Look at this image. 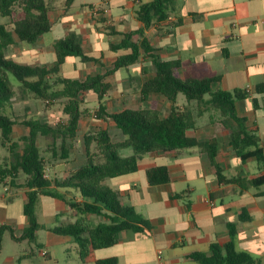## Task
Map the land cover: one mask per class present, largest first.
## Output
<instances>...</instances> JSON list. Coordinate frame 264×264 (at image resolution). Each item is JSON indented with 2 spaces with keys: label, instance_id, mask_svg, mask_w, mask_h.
Segmentation results:
<instances>
[{
  "label": "crops",
  "instance_id": "1",
  "mask_svg": "<svg viewBox=\"0 0 264 264\" xmlns=\"http://www.w3.org/2000/svg\"><path fill=\"white\" fill-rule=\"evenodd\" d=\"M78 1L67 9L66 0H47L51 30L34 45L21 42L15 36V45L10 47L14 50L9 58L25 65L52 67L55 63L54 44L69 33H76L84 52L97 62L85 63L79 57L71 58L61 67L59 76L86 80L112 70L120 57L130 53L127 49L113 50L112 46L121 44L124 34L144 29L145 37L162 60L181 62L183 79L218 77L217 88L245 92L247 97L238 101L237 111L239 116L247 119L249 130L256 131L264 149V92L258 91L264 85V0H174L169 18L147 29L138 20L136 12L140 4L152 0ZM93 7H100L107 13L94 16L91 12ZM67 67L73 68L75 73ZM154 77L152 62L144 58L112 73L106 80L111 85L106 97L108 111L114 114L125 109L140 110L154 100L169 107V102L161 95L143 97V85ZM17 89L7 106L9 112L19 118L14 141L29 133L24 126L25 120L39 119L51 125L57 124L51 121L49 113L43 111L42 117H32L31 114L42 106L33 103L32 100L36 99L22 86H17ZM82 99L84 104L97 100L94 93H86ZM85 107L82 109H87V105ZM159 109L164 115L170 110ZM188 109L192 112L191 108ZM62 116L66 121L63 111ZM236 129L238 124L233 119H222L211 112L198 117L196 128L188 131L187 135L201 144L216 138L219 142L217 163L222 174L227 179L243 180L242 186L220 183L216 166L200 147L150 153L140 162L137 172L110 179L109 185L121 192L123 203L148 220L153 231H124L117 245L103 249L105 251L93 250L85 264H96L110 258H117V264H199L189 256L198 252L209 254L212 244L224 246L231 238L230 224L237 230L236 249L249 253L264 264V185L251 187L247 184L264 176V167L257 161L243 163L237 156L229 142L230 132ZM99 130H108L115 142L125 140L113 121L85 117L67 152L59 148V152L45 155L48 159L52 155L47 171L49 177L70 178L85 162V135ZM38 142L49 146L53 140L40 137ZM58 145L61 146V142ZM62 154L67 157L65 160H62ZM155 166L168 167V184L149 185L146 170ZM24 183L22 175L14 181L7 179L2 183L4 189L0 195V226L15 227L17 236H21L29 225L24 213L27 203ZM179 194L181 197L177 198ZM77 200L81 198L77 196ZM40 203L43 217L50 223L41 225L37 232L38 245L40 251L47 250L46 258L51 260L54 244L65 242L68 237L53 233L52 228L66 221L74 222L76 216L66 203L52 197L41 196L38 205ZM63 209L68 211L72 220L66 217ZM37 218L39 221L38 214ZM30 250L24 255L9 257L4 264H23L34 255L32 247ZM159 251H162L161 260Z\"/></svg>",
  "mask_w": 264,
  "mask_h": 264
},
{
  "label": "trees",
  "instance_id": "2",
  "mask_svg": "<svg viewBox=\"0 0 264 264\" xmlns=\"http://www.w3.org/2000/svg\"><path fill=\"white\" fill-rule=\"evenodd\" d=\"M76 0H66L69 9ZM174 9V0H152L140 4L136 16L150 28L156 22L169 18ZM50 8L47 0H0V15L9 18V22L0 25V141L9 150V156L0 158V182L7 179L14 181L18 175L25 177L27 203L24 213L29 225L21 236L13 226H0V253L3 249V237L9 232L13 241H29L39 247L37 232L41 224L37 218V206L41 196L52 197L66 203L74 212L76 221L62 223L52 228V232L74 237L78 243L79 259L86 263L93 250L106 249L120 242L121 233H151L153 225L140 216L136 210L123 203L119 190L111 187L110 179L135 173L140 162L150 153H166L181 149L200 147L208 154L217 168L220 183L238 184L243 180L227 179L217 163L219 142L216 138L199 143L188 137L187 132L196 128V119L206 113L215 112L222 119H233L238 129L231 131L229 142L243 163L257 161L264 167V149L261 147L255 130H249L247 119L239 116L238 101L247 94L240 90L233 92L217 88L220 78H186L180 75V61H165L156 54L151 41L145 37V30L124 34L123 41L113 50H130L128 55L120 57L113 69L106 74L88 77L86 80L60 77L61 67L71 58H81L85 63L97 62L86 54L80 37L69 33L54 44L55 63L52 67L30 66L19 63L7 56V51L15 45V36L24 43L34 45L38 39L52 28L49 17ZM142 58L152 62L155 77L142 87L144 98L152 94L161 95L169 102L170 110L164 115L159 108V101H152L148 107L140 110L125 109L119 113L108 111L106 97L111 85L107 77L118 69L132 66ZM14 76L21 86L47 106L61 101L66 121L51 125L39 119L25 120L24 126L29 133L13 141L18 119L7 106L15 97V88L10 77ZM264 92V85L258 88ZM94 93L98 107L91 112L82 109V96ZM183 94L191 108L178 104L179 95ZM255 101V106H257ZM198 117H197V116ZM93 117L97 121H113L123 133L125 140L115 142L108 130L92 131L84 137L85 162L68 179L45 175L52 163L44 153H56L60 148L67 152L71 143L78 136L81 120ZM40 137H51L53 143L43 150L39 145ZM21 142V144H20ZM61 142V146L58 143ZM68 142L69 147L66 145ZM132 148L134 155L121 157L120 149ZM67 150V151H66ZM62 160L67 157L61 155ZM52 158V157H51ZM146 178L151 186L165 185L170 182L167 166H155L146 170ZM251 187L264 185V176L247 182ZM69 194V196H68ZM77 196L81 198L77 200ZM181 194L177 195L180 198ZM90 217L101 219L93 226ZM230 240L224 246L212 244L210 253H193L189 259L199 264H262L249 253L236 249V226L230 224ZM117 258L99 260L96 264H117Z\"/></svg>",
  "mask_w": 264,
  "mask_h": 264
},
{
  "label": "rangeland",
  "instance_id": "3",
  "mask_svg": "<svg viewBox=\"0 0 264 264\" xmlns=\"http://www.w3.org/2000/svg\"><path fill=\"white\" fill-rule=\"evenodd\" d=\"M99 0H79L78 2H84V3H94L97 2ZM9 22V18H4L0 15V25H4L7 24ZM14 50L12 49H8L7 51V56L8 57H12L10 55L11 51ZM68 70H70L71 73H75L73 68L67 67ZM67 77V75L65 76ZM121 77V73L118 75V78ZM11 82L13 83L15 90L18 91L17 86H21V83L18 82V80L11 75L10 77ZM24 90V89H23ZM26 91V90H25ZM32 102L37 103L39 105H41V108H38L39 111L35 112L33 114H31L32 117H42V111L44 113H49L50 115V119L51 121H54L55 123L60 122L63 120V116H62V109H63V103L61 101H59L58 103H55L54 105H51L50 107L47 106L46 103L40 101V100H32ZM178 104L180 106H186L187 108H197L196 104H189L186 100V98L184 97L183 94L179 95V100H178ZM87 105V109L89 110H94L98 107V101L94 100L89 102L88 104H82V108H86L85 106ZM40 107V106H39ZM161 108H169L167 106H161ZM14 137H13V141H14ZM17 142H19V140H17ZM21 144V142H20ZM47 144L45 143H40V147L45 150L46 149ZM59 148L57 149V152H59ZM119 155L121 157H130L132 155H134V151L132 148H123L120 149L118 151ZM44 155H48L46 153H44ZM9 156V150L5 147L2 146L1 141H0V158L3 161L5 158H7ZM50 156L52 157V155L50 154ZM50 157V158H51ZM52 160V158H51ZM3 186L2 183L0 182V195L3 193ZM37 214L39 217V222L41 223V225L45 226V225H49L50 222H48L46 220V218L43 217V208H42V204L40 203L37 207ZM65 211V209H63ZM65 215L66 217H68L69 219L72 220V217H70L68 215V211H65ZM90 220L92 221L93 226H96L98 224H100L101 219L97 218V217H90ZM68 221H66L65 223H67ZM37 243H39L37 241ZM31 244V245H30ZM33 249L34 251V255L28 259L27 261H23V264H85L82 263L79 259V254L77 251L78 248V243L77 241L74 239V237H67L65 242L62 243H55L54 246L52 247V258L51 260H49L46 257H42L41 255H39V247L36 246V244L30 243L29 241H22V242H15L12 240L11 235L9 232H6L4 234L3 237V250L0 253V264H4L5 262H7L8 258L11 256H15V255H24L27 252L31 251L30 249ZM103 250V249H102ZM105 251V250H103ZM48 257V256H47Z\"/></svg>",
  "mask_w": 264,
  "mask_h": 264
},
{
  "label": "built area",
  "instance_id": "4",
  "mask_svg": "<svg viewBox=\"0 0 264 264\" xmlns=\"http://www.w3.org/2000/svg\"><path fill=\"white\" fill-rule=\"evenodd\" d=\"M91 12H92V14L94 15V16H101L103 13H107V11L106 10H103L102 8H100V7H93V8H91ZM247 91H249V88L247 89ZM47 178H49V175L48 174H46L45 175ZM40 255L42 256V257H47L48 256V252H47V250H41L40 251ZM158 258H159V260H161V258H162V251H159L158 252Z\"/></svg>",
  "mask_w": 264,
  "mask_h": 264
}]
</instances>
